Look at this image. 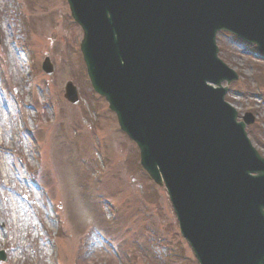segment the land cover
Masks as SVG:
<instances>
[{"label": "rangeland", "instance_id": "obj_1", "mask_svg": "<svg viewBox=\"0 0 264 264\" xmlns=\"http://www.w3.org/2000/svg\"><path fill=\"white\" fill-rule=\"evenodd\" d=\"M66 8L0 0V264H197L165 191L88 91L81 31ZM216 44L238 75L227 101L254 116L246 133L264 157V62L228 35ZM66 81L78 104L63 99Z\"/></svg>", "mask_w": 264, "mask_h": 264}, {"label": "water", "instance_id": "obj_2", "mask_svg": "<svg viewBox=\"0 0 264 264\" xmlns=\"http://www.w3.org/2000/svg\"><path fill=\"white\" fill-rule=\"evenodd\" d=\"M113 1L67 0L73 19L84 31L79 50L90 67L96 91L106 97L117 112L123 131L137 142L141 164L150 177L160 184L159 172L168 182L178 217L187 215L183 218L187 225L184 229L181 222V232L195 248L198 261L264 264V230L259 219V208L264 204V162L251 149L243 125L234 124L233 111L222 105V95L217 91H224L210 90L205 85L207 81L216 85L230 75L234 77L216 58V31L234 33L255 44L264 55V0H149L148 13L153 11L155 15L167 7L169 22L175 20L183 25V30L191 32L177 38L180 32H172L174 28L171 32L176 35L164 31L165 36L175 37L177 49L161 57L155 44L160 34L142 26L134 29L132 25L138 17L130 18L139 12H124ZM126 20L131 39L127 37V25L121 26ZM114 30L120 32L119 36L109 34ZM197 49L200 53L196 55ZM122 67L125 69L121 71ZM170 67L180 74L168 73ZM179 86L181 91L183 87H193L187 92L188 97L197 100L199 106L189 109L188 119H203L205 122L200 123L207 128L191 131L189 127L172 134L173 139L155 137L162 146L150 145V138L139 140L136 133H141L142 125L132 118L126 106L131 103L150 108L142 118L151 129L159 121L160 106L167 103L169 110L161 113L177 128L178 118L170 108L175 96L168 97V90ZM166 124L162 122L163 126ZM155 154L162 155L164 164L159 165ZM256 169L260 177L253 181L260 180L259 185L246 177L247 171ZM222 198L223 204L231 202L230 212L217 209V201Z\"/></svg>", "mask_w": 264, "mask_h": 264}, {"label": "bare ground", "instance_id": "obj_3", "mask_svg": "<svg viewBox=\"0 0 264 264\" xmlns=\"http://www.w3.org/2000/svg\"><path fill=\"white\" fill-rule=\"evenodd\" d=\"M115 1H117V3L124 9V12H126V10H131V9H134L133 12H136V13L139 12L138 16H140V19H139V17L136 18L133 25H132L134 29H135V27L139 28L141 26L143 28H145V26H147V29H148L150 27V25H152L154 30L156 31V33L160 34L158 36L160 39L163 40L166 37L164 31H162L160 29V27H158L155 24V21L153 20V19H156V17L154 16V12L149 11V13H148V5L147 4L150 3V2H148L149 0H115ZM107 15H110V13L108 12ZM146 16H148L147 19H145ZM127 37L129 39H131L132 32H129V36H127ZM161 43H163V42H161ZM140 49H141V47H140ZM160 57H161V54H160ZM196 72H199V68H196ZM190 88L192 89L193 87H190Z\"/></svg>", "mask_w": 264, "mask_h": 264}]
</instances>
